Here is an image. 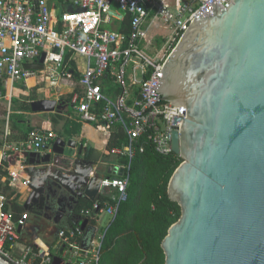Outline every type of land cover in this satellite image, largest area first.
<instances>
[{
    "label": "water",
    "instance_id": "95a60500",
    "mask_svg": "<svg viewBox=\"0 0 264 264\" xmlns=\"http://www.w3.org/2000/svg\"><path fill=\"white\" fill-rule=\"evenodd\" d=\"M214 6V16L195 19L182 34L160 74V101L187 110L174 120L180 127L172 148L183 162L167 189L181 216L161 247L165 264H264V0ZM44 61L45 54L25 69L42 71ZM30 107L33 114H64L68 105L39 99ZM88 141L58 137L53 153L25 154L31 191L24 209L37 224L52 222L53 233L66 219L87 229L76 209L99 196L103 176L90 174L105 149ZM37 230L27 224L18 233L28 231L31 242L22 241L31 246ZM53 264L69 263L54 256Z\"/></svg>",
    "mask_w": 264,
    "mask_h": 264
},
{
    "label": "built area",
    "instance_id": "2783aa9c",
    "mask_svg": "<svg viewBox=\"0 0 264 264\" xmlns=\"http://www.w3.org/2000/svg\"><path fill=\"white\" fill-rule=\"evenodd\" d=\"M233 2L183 0L174 10L163 0H73L75 10L56 20L49 0H0V81L8 80L11 86L16 82L26 84L41 74L43 81L56 89L62 80L74 79L73 72H61L67 57L76 62L78 58L84 59L85 68L78 81L69 84L73 91L68 104L78 112L84 128L85 136L78 139V145L89 143L92 137L105 149L90 174L103 176L99 196L90 208L81 211V216L116 217L129 197L132 162L147 146L162 158L175 154L172 136L180 123L174 120L186 118L187 110L160 101L157 92L160 74L182 34L195 19L214 16L215 4L223 11ZM124 13L131 17L129 34L109 28L113 22L121 21ZM156 22L166 28L170 37L152 56L141 46L154 45L149 39V28ZM43 54L44 71L25 69L26 65L37 64ZM0 99L11 105V92L8 95L1 91ZM117 126L123 128L127 143L110 149ZM89 131L93 135L89 136ZM10 134L7 128L0 146V258L9 264H35L37 254L21 243L18 233L19 227L28 224L31 214L26 211L14 221L8 204L31 191L29 177L22 174L27 162L25 154L53 153L58 135L43 127H32L24 141H12ZM15 157L16 165H13L11 160ZM78 157L76 153L75 158ZM110 168H116L117 174H109ZM106 231L107 228L104 232L97 230L94 239L82 241L80 227L61 230L57 253L44 251L40 264H53L54 256L64 258L69 264H100Z\"/></svg>",
    "mask_w": 264,
    "mask_h": 264
},
{
    "label": "trees",
    "instance_id": "16d2710c",
    "mask_svg": "<svg viewBox=\"0 0 264 264\" xmlns=\"http://www.w3.org/2000/svg\"><path fill=\"white\" fill-rule=\"evenodd\" d=\"M130 27L131 17L127 13H124L121 21H116L111 26L115 31L125 34H129ZM68 61H70L69 56L66 63ZM1 91L6 93L2 81H0ZM31 99H36L35 95H31ZM62 99L69 102L72 95L62 97ZM31 112L30 103L26 101L20 103L19 110L16 112L11 110L10 140L24 141L27 139L31 127L27 126L24 120L16 119V117L19 118L20 115ZM7 113L8 111L4 110L1 114L6 117ZM71 117V119L60 115L52 117L55 126L61 121L65 122L58 137L71 139L80 136L82 123L78 116ZM4 134V132L0 134V146L4 142ZM126 143L127 137L123 128L117 126L108 148L120 147ZM182 162L183 160L176 154L168 158L159 157L151 146H147L144 153H137L130 172L132 182L128 190L129 197L125 203L121 204L116 217L107 228L100 264H165V254L161 245L169 228L181 216L179 205L169 199L167 189L173 173ZM9 194L13 195V192L9 191ZM91 206L92 202L83 199L76 212L79 214ZM8 210L11 211L14 221L25 213L24 207L19 206L15 201L8 204ZM92 222L94 223V220ZM33 252L38 256L35 264H40L43 254L34 248Z\"/></svg>",
    "mask_w": 264,
    "mask_h": 264
},
{
    "label": "crops",
    "instance_id": "0c3cea01",
    "mask_svg": "<svg viewBox=\"0 0 264 264\" xmlns=\"http://www.w3.org/2000/svg\"><path fill=\"white\" fill-rule=\"evenodd\" d=\"M49 5H50L51 9L53 10V14H54V17H55L56 20H59L60 17L62 16V14L75 10V7L73 6V0H49ZM112 29L114 30V28H112ZM151 30H152V26L149 28V35H150ZM80 59H81V63H82L81 67H80V64L78 62L79 60H77V62L75 60H73V61H68L67 63H65V66L61 69L62 73L73 72L74 73L73 74L74 75L73 76L74 79L72 81L62 80L60 82L59 87H57V88L60 89V94H61L60 98H59V95H58L57 88L54 89V88H52L50 86V84L44 82L43 81L44 80L43 76H41V74H38V76L35 77V78L29 79V80H33V84L32 85L29 84V80H28V82L26 84L23 83V82H16L12 86H11L10 81H8V80L3 82L7 94L9 95L10 92H11L12 100H13L14 97H16L18 100L23 101V100H21V99H19L17 97L16 93H18V92L22 91L23 89H25L27 91V95H29V99L25 100L26 102L30 103L31 101H35V100H39V99H50V100L64 101V103H66L68 105L67 111L64 114L52 113L51 116H50V119L48 117H45V114H42V113H40V114H33L32 112L31 113H25L26 116L30 117L29 119L32 122V124H28L27 126H30L31 128L32 127H43L45 129L51 130L52 127L54 128V124H53V121H52V119H53L52 117L54 115H60V116H63L64 118H69V119L72 118L71 116L75 115V116H78V118L80 119L78 112L72 107V105L68 104V101L62 99V97H68V96L72 95V91H73L72 87L73 86L71 85V87H70L69 84L75 83L76 81H78V80H76L77 77L78 76L80 77L81 72L85 68L84 59H82V58H80ZM77 67L79 68V70H77ZM44 70H45V67H44ZM44 70H42V71H44ZM37 71L41 72V70H37ZM62 82L64 83L63 85L61 84ZM20 84H22V86H23L22 90H21V86H17V85H20ZM64 90H65V92H64ZM31 95H35L36 99L32 100L31 99ZM3 100L4 99H0V102H2ZM25 101H23V102H25ZM10 113H11V111H10ZM44 119H45V122H44L45 124H42ZM61 122H63V125H62V128H61V131L57 132L58 136H59V133L62 132L63 126L65 124L64 121H61ZM51 131H53V130H51ZM83 136H85V133H84V128H83V124H82L81 134H80V136L75 137V138L78 140L80 138H83ZM113 162H117V160H115ZM27 197H28V195L21 196L17 200L18 202L16 201V204H18L19 206H23L24 207V204H25V202L27 200ZM93 203L94 202H92V204ZM105 216H109L110 219H111L110 222L108 223V225H106V226L103 225V219H104ZM86 219L89 220V223H88L87 229L85 231L82 229L80 224H77V225L73 226L74 221L70 220V219H66L64 222H62L61 223V228H62V230L69 231V230H72V229H74L76 227H80L82 229V231H83V236H82L81 240L82 241H84V240L88 241L91 238L92 239L95 238V231L97 232V230H100V232H104V229L108 228L110 223L113 220L112 216H110L108 214H103L100 217L95 218V219H89V218H86ZM92 220H94V223L92 222ZM28 224H35L36 228H37V226H39L42 229V230H37L38 233H39L38 234V239L34 241V243L37 244V245H31L30 246L28 244H25L22 241L23 239H25L28 242H31L32 236H31V234L28 231H26L24 233V235H20L21 236V243L23 245H27V246L31 247L32 249L34 248L36 250H39V252L41 254H43V255H44V251H47V250H51L52 252L57 253L56 252V245H57V241L59 239V233L60 232L53 233V231H52L53 230L52 228H54L53 227L54 226L53 223H47L45 225L37 224L36 222H34L30 218V220L28 221Z\"/></svg>",
    "mask_w": 264,
    "mask_h": 264
},
{
    "label": "rangeland",
    "instance_id": "374dc122",
    "mask_svg": "<svg viewBox=\"0 0 264 264\" xmlns=\"http://www.w3.org/2000/svg\"><path fill=\"white\" fill-rule=\"evenodd\" d=\"M182 1L183 0H163V2L165 4H170L171 7L174 10L179 6V4ZM109 28L112 29L111 27H109ZM169 37H170V33L166 30V28L162 24L156 22L155 24H153L152 30H151L150 35H149V39L154 43V45L152 47H147V44H143L141 46V49L143 51L151 54L152 56H155V54L160 49H162L163 46H165L167 44V42L169 40ZM155 43H156L157 46H155ZM78 60H79L78 62H79L80 67H81L82 66L81 59L78 58ZM61 84L63 85L64 83L62 82ZM17 86H21V90H22V87H23L22 84L17 85ZM57 91H58V95H59V98H60V96H61L60 89L57 88ZM64 92H65V90H64ZM16 94H17V97L19 99L23 100V101L29 99V95H27V91L25 89H23L22 91H20V92H18ZM13 100H15V102ZM13 100L12 101L14 103H12V101H11V105H9V103L7 101H5V100L0 102V134H2L3 132L5 133L7 128H9V130H11V125L12 124L9 122V120H10V111L12 110V111L16 112L17 110H19L20 103L23 102V101L18 100L16 97H14ZM4 110L8 111V113H7L8 115L6 117H4L1 114L2 111H4ZM50 116H51V114H45V117H48L49 119H50ZM29 118L30 117L26 116V115H20L19 118L16 117V119L24 120L26 125L32 124V122H31V120ZM44 122H45V119L42 122V124H45ZM62 125H63V122H60L58 125H56V126L54 125V128L52 127L51 130H53L55 132V134H57L58 131H61ZM110 220L111 219H110L109 216H105L104 219H103V225L104 226L108 225Z\"/></svg>",
    "mask_w": 264,
    "mask_h": 264
},
{
    "label": "bare ground",
    "instance_id": "6f19581e",
    "mask_svg": "<svg viewBox=\"0 0 264 264\" xmlns=\"http://www.w3.org/2000/svg\"><path fill=\"white\" fill-rule=\"evenodd\" d=\"M29 84L32 85L33 84V80H29ZM47 90V89H46ZM50 90V89H49ZM88 135H93V133L91 131L87 132Z\"/></svg>",
    "mask_w": 264,
    "mask_h": 264
},
{
    "label": "flooded vegetation",
    "instance_id": "af4514ba",
    "mask_svg": "<svg viewBox=\"0 0 264 264\" xmlns=\"http://www.w3.org/2000/svg\"><path fill=\"white\" fill-rule=\"evenodd\" d=\"M76 211H77V209H76ZM68 212H69V211H68ZM52 219H54V217H53ZM50 223H52V222H50Z\"/></svg>",
    "mask_w": 264,
    "mask_h": 264
}]
</instances>
